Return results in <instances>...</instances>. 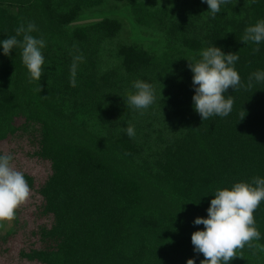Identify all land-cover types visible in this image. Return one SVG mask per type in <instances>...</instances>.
<instances>
[{
	"label": "trees",
	"instance_id": "trees-1",
	"mask_svg": "<svg viewBox=\"0 0 264 264\" xmlns=\"http://www.w3.org/2000/svg\"><path fill=\"white\" fill-rule=\"evenodd\" d=\"M109 1L125 5V14L157 45L119 41V18L76 25L87 10ZM155 1L0 0V41L28 22L39 29L32 35L46 41L39 81L30 79L20 48L5 56L0 47V155H11L12 166L17 162L18 154L1 147L12 140L48 167L38 209L50 225L33 233L39 247L21 250L19 260L201 264L205 258L191 236L204 225L194 220L208 218L217 189L264 178V81L247 88L249 76L264 71V42H241L247 27L264 20V0H231L215 18L202 0ZM211 46L238 54L234 67L244 87L225 93L234 99L227 117L203 121L194 110L188 65ZM78 55L83 60L73 87ZM137 80L155 89L146 109L128 101ZM23 174L34 190L35 175ZM18 215L17 209L1 242L18 233ZM253 215L260 232L253 243L264 245V200ZM237 255L229 264H264L259 249L245 245Z\"/></svg>",
	"mask_w": 264,
	"mask_h": 264
},
{
	"label": "clouds",
	"instance_id": "clouds-1",
	"mask_svg": "<svg viewBox=\"0 0 264 264\" xmlns=\"http://www.w3.org/2000/svg\"><path fill=\"white\" fill-rule=\"evenodd\" d=\"M208 5V11L215 18L220 12L221 5L230 3L231 0H202ZM34 22L21 23L15 30V35L0 41L5 56L14 48L22 50V62L26 66L31 80L39 81L42 77L44 56L42 49L46 46L43 36L37 38L32 35L37 32ZM241 42H264V20L245 29ZM255 52L259 48L254 49ZM201 59L196 63L189 62V68L193 73L192 84L195 95L192 97L194 110L204 121L213 115L227 117L234 104L232 96L225 98L229 88L237 90L244 87L241 78L235 70V63L239 56L237 53L225 55L221 48L211 46L200 53ZM83 56L73 58L71 73L73 79L71 85L75 86V73L77 62L82 61ZM253 81H264V71L253 72L247 83V88L253 87ZM135 94L128 98L129 103L137 109H146L153 104L155 89L149 83L137 80L134 82ZM38 91H42L39 88ZM245 111L240 114V119L245 117ZM127 135L131 138L135 135L132 126L127 127ZM11 155H0V227L4 222H11L16 218L17 209L25 204L31 195L30 187L21 171L12 166ZM214 199L210 201L207 209L208 218H196L195 225H204V230L196 231L191 236L194 251L202 253L204 260L201 264H229L238 258L237 250H242L245 245L264 251V245L253 243L260 239V232L255 227L253 213L264 200V178L254 177L250 183H235L231 190L217 189ZM240 258V257H239ZM187 264H195L194 259H189Z\"/></svg>",
	"mask_w": 264,
	"mask_h": 264
},
{
	"label": "rangeland",
	"instance_id": "rangeland-1",
	"mask_svg": "<svg viewBox=\"0 0 264 264\" xmlns=\"http://www.w3.org/2000/svg\"><path fill=\"white\" fill-rule=\"evenodd\" d=\"M126 11H128V9L125 5L109 1L102 7L87 10L85 14H83L76 22V25H90L104 19L105 17L119 18L124 23V29L122 30L121 36L119 35L120 37H118L119 41L124 42L122 40L128 39L142 44L148 43L156 46L157 44L152 42L154 39L142 35L141 29L143 27H140L135 22L134 17L128 14L129 11L125 14ZM144 31L148 34L147 29H144ZM149 31L152 33L150 28ZM18 143L19 142L10 140L7 143L2 144L1 147L6 152L11 149V151H14L15 154H18L17 159L15 158L17 162L13 165V167L22 173L35 175L36 187L34 190L31 189V195L28 201L18 208V233L6 238L4 241L5 243L1 242L0 239V264H36L19 260L18 253H20L23 249L27 250L32 247H39V244H37L38 238L33 233L36 232L39 227L50 225V220L41 214V208L40 210L38 209V207H41V204L43 203V199L38 193V188L42 183L44 175L46 176L44 169L48 167H45L41 161L29 159L28 156L25 155L26 150H22L21 147L18 146ZM22 143L27 144V142ZM26 144L22 146L24 149H27ZM13 225L14 220L11 222H4L3 227H0V237L6 236V234L12 229Z\"/></svg>",
	"mask_w": 264,
	"mask_h": 264
}]
</instances>
